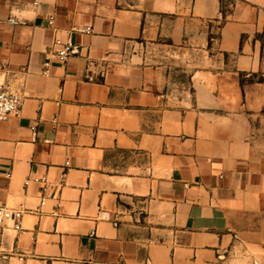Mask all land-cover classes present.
I'll list each match as a JSON object with an SVG mask.
<instances>
[{"label":"crops","instance_id":"obj_1","mask_svg":"<svg viewBox=\"0 0 264 264\" xmlns=\"http://www.w3.org/2000/svg\"><path fill=\"white\" fill-rule=\"evenodd\" d=\"M229 6L0 0V264H264V0Z\"/></svg>","mask_w":264,"mask_h":264},{"label":"built area","instance_id":"obj_2","mask_svg":"<svg viewBox=\"0 0 264 264\" xmlns=\"http://www.w3.org/2000/svg\"><path fill=\"white\" fill-rule=\"evenodd\" d=\"M39 0H35V3H38ZM9 21L12 24H18L19 21L16 17H10ZM55 21V17L51 16L49 19V24L53 25ZM85 32L90 33L92 31V27L88 26L87 28L83 29ZM1 32V29H0ZM55 47V57L61 62L66 63L74 53V45L69 43H64L61 38H56L54 41ZM49 64V63H47ZM88 75L87 79L89 81H95L96 77L91 72L90 68H88ZM24 97L19 92H15L10 90L6 85L0 83V123L6 121L13 115H19L22 105H23ZM35 130L36 127H32ZM7 176L11 177L12 172H7ZM31 180L47 183V178H35V179H27L25 185H28ZM45 201H42L44 204ZM17 211L15 209L0 206V225H5L10 221H14V228L16 231L22 228V219L17 218Z\"/></svg>","mask_w":264,"mask_h":264},{"label":"rangeland","instance_id":"obj_3","mask_svg":"<svg viewBox=\"0 0 264 264\" xmlns=\"http://www.w3.org/2000/svg\"><path fill=\"white\" fill-rule=\"evenodd\" d=\"M229 1L230 0H225V3H224V10L227 13L230 11ZM258 38L264 42V31L262 33H259ZM181 65H182V63H180V66L176 65V68L181 70ZM179 76H180L181 80L187 82V77L185 76V73L180 71Z\"/></svg>","mask_w":264,"mask_h":264},{"label":"trees","instance_id":"obj_4","mask_svg":"<svg viewBox=\"0 0 264 264\" xmlns=\"http://www.w3.org/2000/svg\"><path fill=\"white\" fill-rule=\"evenodd\" d=\"M222 3H223V13H224V15H226L227 14V12L224 10V0H222Z\"/></svg>","mask_w":264,"mask_h":264}]
</instances>
